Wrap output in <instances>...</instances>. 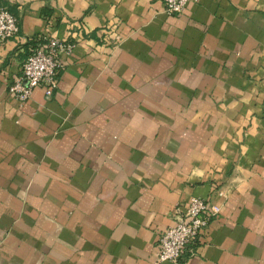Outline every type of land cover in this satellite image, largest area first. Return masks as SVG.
I'll use <instances>...</instances> for the list:
<instances>
[{"label":"crops","instance_id":"1","mask_svg":"<svg viewBox=\"0 0 264 264\" xmlns=\"http://www.w3.org/2000/svg\"><path fill=\"white\" fill-rule=\"evenodd\" d=\"M0 7L18 25L0 44V264H152L191 196L219 212L183 264H264V0ZM41 38L73 49L51 96L19 105L7 86Z\"/></svg>","mask_w":264,"mask_h":264},{"label":"built area","instance_id":"2","mask_svg":"<svg viewBox=\"0 0 264 264\" xmlns=\"http://www.w3.org/2000/svg\"><path fill=\"white\" fill-rule=\"evenodd\" d=\"M160 1L165 15L177 16L182 13L188 0ZM17 34V19L0 7V44L16 38ZM41 41L21 63L19 75L7 86V92L19 105L30 97L36 87L44 89L45 97L51 96L57 87L61 69L59 57L70 54L73 49V43L66 39L41 38ZM218 212L219 208L192 196L182 206L174 207L171 212L172 224L157 238V251L152 264H183L184 258L193 254L209 221Z\"/></svg>","mask_w":264,"mask_h":264}]
</instances>
